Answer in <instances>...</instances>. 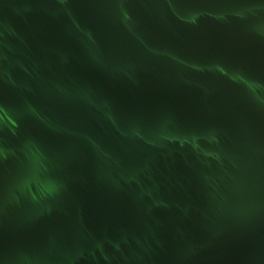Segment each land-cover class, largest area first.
Masks as SVG:
<instances>
[{"label": "water", "instance_id": "1", "mask_svg": "<svg viewBox=\"0 0 264 264\" xmlns=\"http://www.w3.org/2000/svg\"><path fill=\"white\" fill-rule=\"evenodd\" d=\"M0 264H264V0H0Z\"/></svg>", "mask_w": 264, "mask_h": 264}]
</instances>
